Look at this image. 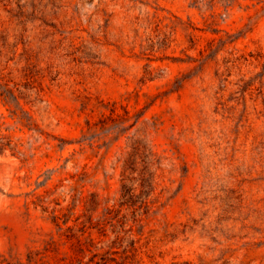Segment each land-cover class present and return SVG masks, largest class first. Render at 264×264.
Wrapping results in <instances>:
<instances>
[{
  "label": "rangeland",
  "instance_id": "rangeland-1",
  "mask_svg": "<svg viewBox=\"0 0 264 264\" xmlns=\"http://www.w3.org/2000/svg\"><path fill=\"white\" fill-rule=\"evenodd\" d=\"M0 264H264V0H0Z\"/></svg>",
  "mask_w": 264,
  "mask_h": 264
}]
</instances>
